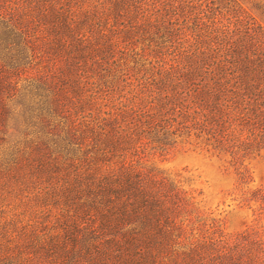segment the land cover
Wrapping results in <instances>:
<instances>
[{"label": "trees", "instance_id": "obj_1", "mask_svg": "<svg viewBox=\"0 0 264 264\" xmlns=\"http://www.w3.org/2000/svg\"><path fill=\"white\" fill-rule=\"evenodd\" d=\"M257 159L264 0H0V264H264Z\"/></svg>", "mask_w": 264, "mask_h": 264}, {"label": "rangeland", "instance_id": "obj_2", "mask_svg": "<svg viewBox=\"0 0 264 264\" xmlns=\"http://www.w3.org/2000/svg\"><path fill=\"white\" fill-rule=\"evenodd\" d=\"M161 167L170 172L191 177L196 187L204 191L208 207L217 213L229 214L231 229L241 227L246 213L235 210V205L230 199L224 197V191L232 188L233 178L222 176L220 164L216 159L197 151L182 149L161 163ZM250 170L254 181L253 186L264 187V160L257 159L251 162Z\"/></svg>", "mask_w": 264, "mask_h": 264}]
</instances>
